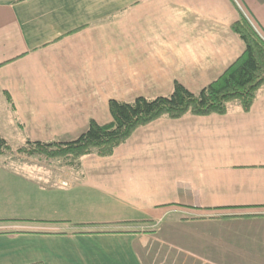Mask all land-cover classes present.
Masks as SVG:
<instances>
[{"label":"crops","instance_id":"1","mask_svg":"<svg viewBox=\"0 0 264 264\" xmlns=\"http://www.w3.org/2000/svg\"><path fill=\"white\" fill-rule=\"evenodd\" d=\"M264 38V0H0V139L69 142L108 102L198 93ZM159 118L109 157H0V264H264V88ZM38 164V165H36Z\"/></svg>","mask_w":264,"mask_h":264},{"label":"trees","instance_id":"2","mask_svg":"<svg viewBox=\"0 0 264 264\" xmlns=\"http://www.w3.org/2000/svg\"><path fill=\"white\" fill-rule=\"evenodd\" d=\"M231 30L243 44L242 55L198 93H191L174 83L168 96L138 97L131 102L110 100L111 122L108 124L89 121L86 131L69 142L26 140L17 152L29 157L38 155L51 159L70 158L72 161L92 154L104 158L111 156L136 129L162 117L179 119L185 115H225L229 105L235 102L242 112H248L257 92L264 88V38L243 15ZM9 150L7 143L0 139V152Z\"/></svg>","mask_w":264,"mask_h":264},{"label":"rangeland","instance_id":"3","mask_svg":"<svg viewBox=\"0 0 264 264\" xmlns=\"http://www.w3.org/2000/svg\"><path fill=\"white\" fill-rule=\"evenodd\" d=\"M235 105H238L237 102L234 103ZM233 104V105H234ZM26 142V141H25ZM25 142H16L14 141L12 146L10 144L7 143V145L10 147V150L9 151H5L4 153L3 152H0V157H6V158H30V162H33L36 163V162H39V164H42V165H38V166H41L43 167L44 169H49L50 167L51 168H57L58 165L60 167H65L69 161L71 160L70 158H45V157H41V156H38V155H34V156H25V155H21L17 152L18 148H20L21 146H23L25 144ZM72 161V160H71Z\"/></svg>","mask_w":264,"mask_h":264}]
</instances>
